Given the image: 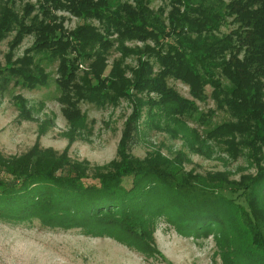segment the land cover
<instances>
[{
  "label": "trees",
  "instance_id": "obj_1",
  "mask_svg": "<svg viewBox=\"0 0 264 264\" xmlns=\"http://www.w3.org/2000/svg\"><path fill=\"white\" fill-rule=\"evenodd\" d=\"M181 1L184 7L174 6L166 16L151 7L152 0H45L34 10L27 3L22 14L16 1L0 5V45L15 32L0 66V95L12 94L19 117L30 119L35 107L14 92L17 87L34 90L54 81L77 128L86 121L80 113L71 116L70 111H80L79 101L104 105L139 95L117 157L92 172L86 162L50 148L34 146L13 156L0 152V219L79 227L162 259L154 232L155 218L165 215L184 233L202 238L221 226L225 264H264V167L239 182L215 186L177 159L132 154L144 109L152 122L172 119L184 125L187 118L201 116L195 100L207 99L208 87L217 109L230 117L216 127L217 137L240 134L254 154L264 148V0ZM53 9L96 18L100 25L87 22L68 30ZM115 34L118 40L155 43L144 47L146 59L130 69V78L119 61L108 67ZM26 36H33V43L15 58ZM139 49L133 53L141 57ZM57 59L60 77L52 80L46 63ZM83 63L86 71L80 74ZM170 78L187 84L192 99L171 86Z\"/></svg>",
  "mask_w": 264,
  "mask_h": 264
},
{
  "label": "rangeland",
  "instance_id": "obj_2",
  "mask_svg": "<svg viewBox=\"0 0 264 264\" xmlns=\"http://www.w3.org/2000/svg\"><path fill=\"white\" fill-rule=\"evenodd\" d=\"M14 1L22 14L27 3L32 4L34 10L45 0H0V5L10 6ZM223 1L228 3L232 0ZM183 4L185 2L181 0H152L151 7L162 9L166 16L175 7L182 9ZM57 14L64 17V26L68 30L87 22L100 25L96 18L85 19L68 11H57ZM14 35L12 32L0 45V66L5 63L8 42ZM112 38L117 40L107 59L108 67L119 61L125 69V77L130 78L133 76L131 70L138 66L139 59H146L144 47L155 43L151 39L118 40L116 34ZM33 40V36H26L15 51V58L22 56ZM138 48L141 57L133 53ZM151 61L155 59L151 58ZM59 65L58 59L46 63L52 80L60 77ZM85 67L86 63L80 66V74L86 71ZM168 82L181 95L192 99L187 84L173 78ZM13 90L27 98L29 105L35 108L30 119L21 118L12 94L0 95V152L13 156L25 154L34 146L43 150L50 148L58 154L67 153L72 161L86 162L89 164L88 172L117 157L125 122L133 111L132 101L139 97L135 93L132 98L122 97L116 103L104 105L81 100L77 107L80 111H70L71 116L79 113L86 116L85 125L77 128L66 114V106L54 81L48 87L34 90L17 87ZM207 94V99L195 100L201 116L187 118L184 125L176 124L172 119L156 120L159 123L156 125L144 109L140 120V140L133 146L132 154L144 159L150 154L160 153L167 159H177L186 171L207 177V181L215 186L224 185L227 180L239 182L244 176L255 175L259 166L264 167V148L261 154H254L240 134L235 138L217 137L216 127L230 117L217 109L216 101L210 96V87ZM210 130L213 132L209 133ZM155 220V243L164 259L150 257L111 236L88 234L79 227L58 229L42 225L38 220L14 223L0 219V264H225L223 254L227 242L225 244V230L221 226H213V231L202 238L184 233L165 215H158Z\"/></svg>",
  "mask_w": 264,
  "mask_h": 264
}]
</instances>
